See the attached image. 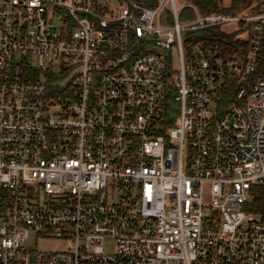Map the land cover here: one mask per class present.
<instances>
[{"label": "built area", "instance_id": "built-area-1", "mask_svg": "<svg viewBox=\"0 0 264 264\" xmlns=\"http://www.w3.org/2000/svg\"><path fill=\"white\" fill-rule=\"evenodd\" d=\"M216 26L236 51L189 37ZM263 28L264 8L0 0V264H264Z\"/></svg>", "mask_w": 264, "mask_h": 264}, {"label": "trees", "instance_id": "trees-1", "mask_svg": "<svg viewBox=\"0 0 264 264\" xmlns=\"http://www.w3.org/2000/svg\"><path fill=\"white\" fill-rule=\"evenodd\" d=\"M193 4L197 5L199 10L202 13H209L212 11H232L234 9H243L250 7L252 10H261L264 8V0H231L228 6H223L220 4L222 0H190ZM194 15L191 7H185L182 10V17H192ZM238 30L226 31L223 30L220 26L212 28H204L192 32V35L196 40L204 39L205 37H212L217 40L222 51H225L227 54L233 53L238 49V46L243 43L240 39H235ZM264 35V28H263ZM221 53V51H219ZM264 73V36L261 42V49L258 54V68L256 74ZM38 75V73H37ZM240 87V82L238 80L232 79L229 85L224 86L222 89V97L218 100V109L219 113L222 109L232 101L236 100L237 91ZM258 189V190H257ZM253 198L251 201L250 207L248 210L254 212L264 211V189L260 185L252 187Z\"/></svg>", "mask_w": 264, "mask_h": 264}, {"label": "rangeland", "instance_id": "rangeland-1", "mask_svg": "<svg viewBox=\"0 0 264 264\" xmlns=\"http://www.w3.org/2000/svg\"><path fill=\"white\" fill-rule=\"evenodd\" d=\"M255 1V0H254ZM231 0H222L220 2L223 6H228L230 4ZM250 10H241V13H248ZM234 24H226L223 25V27L232 29L234 28ZM240 36H246V32L239 33ZM191 43L187 41V44ZM36 242V243H35ZM26 247H36L38 249H44L47 251H57V250H66L68 248H71L73 246L72 242L69 241L66 237H49L45 238L42 236H37L33 231L30 233V238L25 243ZM105 248L108 251H112L114 248V239L112 237H107L105 242Z\"/></svg>", "mask_w": 264, "mask_h": 264}, {"label": "crops", "instance_id": "crops-1", "mask_svg": "<svg viewBox=\"0 0 264 264\" xmlns=\"http://www.w3.org/2000/svg\"><path fill=\"white\" fill-rule=\"evenodd\" d=\"M188 1H190V0H188ZM190 2H191V1H190ZM248 8H250V7H247V9H248Z\"/></svg>", "mask_w": 264, "mask_h": 264}]
</instances>
